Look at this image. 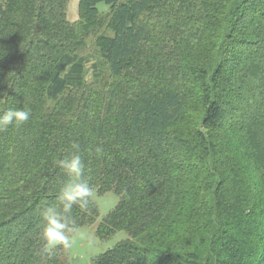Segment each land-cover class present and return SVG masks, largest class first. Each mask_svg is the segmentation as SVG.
<instances>
[{
  "label": "trees",
  "instance_id": "16d2710c",
  "mask_svg": "<svg viewBox=\"0 0 264 264\" xmlns=\"http://www.w3.org/2000/svg\"><path fill=\"white\" fill-rule=\"evenodd\" d=\"M68 1L0 0V115L31 111L0 131V264H68L41 212L73 143L119 195L98 235L128 234L92 264H264V0H81L76 24Z\"/></svg>",
  "mask_w": 264,
  "mask_h": 264
},
{
  "label": "clouds",
  "instance_id": "9594fccd",
  "mask_svg": "<svg viewBox=\"0 0 264 264\" xmlns=\"http://www.w3.org/2000/svg\"><path fill=\"white\" fill-rule=\"evenodd\" d=\"M31 116L30 109H9L0 115V131L15 124L17 127L26 123ZM75 150L70 156L58 159L57 166L68 176L58 194L59 204L46 206L42 212L43 230L42 240L44 249L57 246L69 247L71 237L79 231V225L73 216L74 209L88 211L93 196V189L87 176V170L82 156L79 154V144L73 143ZM96 154L102 155L100 147L95 149Z\"/></svg>",
  "mask_w": 264,
  "mask_h": 264
},
{
  "label": "rangeland",
  "instance_id": "374dc122",
  "mask_svg": "<svg viewBox=\"0 0 264 264\" xmlns=\"http://www.w3.org/2000/svg\"><path fill=\"white\" fill-rule=\"evenodd\" d=\"M80 1H68L67 18L72 24H76L82 19ZM99 6L103 9L106 8L105 4ZM93 40V38H90L89 47L80 53L85 58V79L88 84H92L96 89H103L109 86L110 72L106 67H104L105 72L103 74L95 70L94 65L100 62V55L97 54L98 51L94 47ZM91 200L98 207L99 216L97 221L92 225L79 228V231L72 235L69 247L60 246V258L68 264H92L93 258L113 248L128 237L127 232L124 230L115 231L106 237H100L97 233L99 223L117 206L119 195L114 191L99 193L97 189H93Z\"/></svg>",
  "mask_w": 264,
  "mask_h": 264
}]
</instances>
